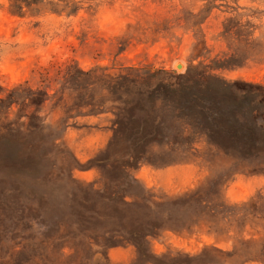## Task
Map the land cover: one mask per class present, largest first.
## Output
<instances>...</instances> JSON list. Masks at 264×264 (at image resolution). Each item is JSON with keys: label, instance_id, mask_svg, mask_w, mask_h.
Returning a JSON list of instances; mask_svg holds the SVG:
<instances>
[{"label": "rangeland", "instance_id": "rangeland-1", "mask_svg": "<svg viewBox=\"0 0 264 264\" xmlns=\"http://www.w3.org/2000/svg\"><path fill=\"white\" fill-rule=\"evenodd\" d=\"M0 264H264V0H0Z\"/></svg>", "mask_w": 264, "mask_h": 264}, {"label": "trees", "instance_id": "trees-1", "mask_svg": "<svg viewBox=\"0 0 264 264\" xmlns=\"http://www.w3.org/2000/svg\"><path fill=\"white\" fill-rule=\"evenodd\" d=\"M191 83H192V85L190 87H188L185 90V92L182 93V95H183L184 99L192 100V102L194 104H196L194 106L196 108H198L199 110L204 109L206 106L210 105L214 109H217L218 112H221V111H224V109H225L224 102L230 103L235 98V95L232 93V91H216L210 85H205V87H207V89H204V87H203V89H199V88H201V86H199V84L197 82L191 81ZM218 116H220V122H227L225 115H223L222 113H219ZM239 128H241V129L244 128L242 130L243 131L242 134L245 135L242 138V140L239 142V144L240 145L244 144V146L249 145L251 143V140L254 139L253 132L249 131L247 129V127H244V125H242V124H239ZM221 138L223 140H225V138H223V137H221Z\"/></svg>", "mask_w": 264, "mask_h": 264}, {"label": "water", "instance_id": "water-1", "mask_svg": "<svg viewBox=\"0 0 264 264\" xmlns=\"http://www.w3.org/2000/svg\"><path fill=\"white\" fill-rule=\"evenodd\" d=\"M179 67V66H178Z\"/></svg>", "mask_w": 264, "mask_h": 264}]
</instances>
